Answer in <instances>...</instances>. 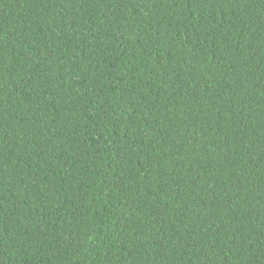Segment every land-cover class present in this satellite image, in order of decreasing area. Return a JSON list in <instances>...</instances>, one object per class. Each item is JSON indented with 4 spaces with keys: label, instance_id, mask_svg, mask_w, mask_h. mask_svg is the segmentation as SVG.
I'll return each instance as SVG.
<instances>
[{
    "label": "trees",
    "instance_id": "obj_1",
    "mask_svg": "<svg viewBox=\"0 0 264 264\" xmlns=\"http://www.w3.org/2000/svg\"><path fill=\"white\" fill-rule=\"evenodd\" d=\"M0 264H264V0H0Z\"/></svg>",
    "mask_w": 264,
    "mask_h": 264
}]
</instances>
